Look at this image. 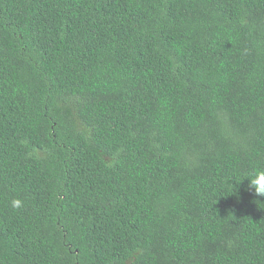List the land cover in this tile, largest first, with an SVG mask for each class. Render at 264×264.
I'll list each match as a JSON object with an SVG mask.
<instances>
[{"label":"trees","instance_id":"obj_1","mask_svg":"<svg viewBox=\"0 0 264 264\" xmlns=\"http://www.w3.org/2000/svg\"><path fill=\"white\" fill-rule=\"evenodd\" d=\"M258 170L264 0H0V264H264Z\"/></svg>","mask_w":264,"mask_h":264},{"label":"clouds","instance_id":"obj_2","mask_svg":"<svg viewBox=\"0 0 264 264\" xmlns=\"http://www.w3.org/2000/svg\"><path fill=\"white\" fill-rule=\"evenodd\" d=\"M247 190L253 192L257 197H264V170H258L254 178L249 180ZM11 206L14 209H19L22 207V201L20 199H13L11 201Z\"/></svg>","mask_w":264,"mask_h":264}]
</instances>
